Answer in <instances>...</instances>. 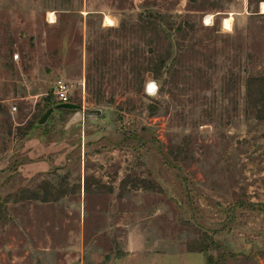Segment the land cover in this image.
Wrapping results in <instances>:
<instances>
[{
  "label": "rangeland",
  "instance_id": "obj_1",
  "mask_svg": "<svg viewBox=\"0 0 264 264\" xmlns=\"http://www.w3.org/2000/svg\"><path fill=\"white\" fill-rule=\"evenodd\" d=\"M261 3L0 0V264H264Z\"/></svg>",
  "mask_w": 264,
  "mask_h": 264
},
{
  "label": "water",
  "instance_id": "obj_2",
  "mask_svg": "<svg viewBox=\"0 0 264 264\" xmlns=\"http://www.w3.org/2000/svg\"><path fill=\"white\" fill-rule=\"evenodd\" d=\"M151 83H148L146 86V90L148 92H150L151 90ZM79 105L72 103V102H67V103H58L55 106H50L48 107L45 112L40 116V118L38 119V124H43L47 118L49 117V115L52 113V111L54 109H59V108H65V109H70V110H75V109H79ZM84 115L86 116H99L101 115V110L100 109H93V110H87L84 112Z\"/></svg>",
  "mask_w": 264,
  "mask_h": 264
},
{
  "label": "built area",
  "instance_id": "obj_3",
  "mask_svg": "<svg viewBox=\"0 0 264 264\" xmlns=\"http://www.w3.org/2000/svg\"><path fill=\"white\" fill-rule=\"evenodd\" d=\"M17 56V55H16ZM55 95L57 96L59 103H67L70 101L68 95V88L66 83L59 81L55 86ZM15 109V107H14Z\"/></svg>",
  "mask_w": 264,
  "mask_h": 264
},
{
  "label": "bare ground",
  "instance_id": "obj_4",
  "mask_svg": "<svg viewBox=\"0 0 264 264\" xmlns=\"http://www.w3.org/2000/svg\"><path fill=\"white\" fill-rule=\"evenodd\" d=\"M261 10L263 11L264 10V3H261ZM50 17H51V14H50ZM210 18V16H209ZM204 20H208V18L205 17ZM105 22H107L108 24H110L111 20L110 18L106 17L105 18ZM223 25L224 27H229L230 26V18H225L224 21H223Z\"/></svg>",
  "mask_w": 264,
  "mask_h": 264
},
{
  "label": "clouds",
  "instance_id": "obj_5",
  "mask_svg": "<svg viewBox=\"0 0 264 264\" xmlns=\"http://www.w3.org/2000/svg\"><path fill=\"white\" fill-rule=\"evenodd\" d=\"M155 89V85H153V90Z\"/></svg>",
  "mask_w": 264,
  "mask_h": 264
}]
</instances>
